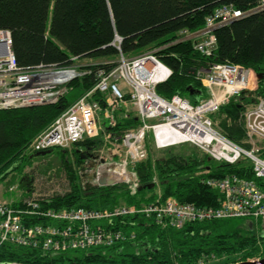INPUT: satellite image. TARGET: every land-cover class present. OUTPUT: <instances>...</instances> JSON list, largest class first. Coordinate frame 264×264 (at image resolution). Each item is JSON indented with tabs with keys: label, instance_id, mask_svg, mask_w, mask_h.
<instances>
[{
	"label": "trees",
	"instance_id": "obj_1",
	"mask_svg": "<svg viewBox=\"0 0 264 264\" xmlns=\"http://www.w3.org/2000/svg\"><path fill=\"white\" fill-rule=\"evenodd\" d=\"M262 2L0 0V29L10 30L12 49L20 67L65 66L74 63L72 58L77 57L78 65L85 72L67 84L66 91L56 102L0 108V184L14 172L23 177L26 167L49 157L50 154L36 155L39 151H32L30 143L93 89L97 82L96 70L112 67L121 52L132 57L156 50V54L172 71L167 80L157 84V93L165 98L177 94L193 104H198L208 95L202 76L203 69L212 63L232 62L261 74L255 89L231 98L212 115L213 119L215 115L218 117V128L224 135L236 143L249 146L245 142L244 109L259 99L264 100V8L217 28L214 32L217 44L211 56L195 48V38L178 39L183 30L189 34L200 31L206 24L207 16L222 5L232 4L246 11L257 8ZM117 38H120L119 43ZM85 58L113 61L80 64L79 60ZM92 99L98 100L105 110L107 103L101 93H93ZM128 113L125 108L113 110L111 114L116 126L109 128V119L103 118L102 133L114 131L120 135L126 129L139 126L141 120ZM102 133L100 137L86 138L74 147H99ZM52 150L59 154V170H63L69 183L66 191L54 192L41 201L47 208L141 207L155 202L159 197L161 200L174 198L200 207H217L219 194L206 180L228 174L255 179L248 160L228 164L217 162L207 155L200 157L195 152L189 155L173 153L159 158L155 163L150 162L151 159L136 163L137 187L126 182H115L86 188L82 178V152L76 153L62 147ZM261 151L264 156V148ZM45 165L44 174L47 171L52 173V162ZM52 175L56 176V172ZM26 182L22 180L20 183V200L9 203L16 210L23 209L24 201L32 194ZM158 188L160 192H156ZM233 219L192 221L177 229L161 226L153 219L139 220V217L127 216L115 220L123 230L136 232L137 239L133 242L55 255L4 242L0 246V261L25 264H200L201 261L234 264L263 256L264 230H257L246 219L242 218L243 221L237 223H233Z\"/></svg>",
	"mask_w": 264,
	"mask_h": 264
},
{
	"label": "built area",
	"instance_id": "obj_2",
	"mask_svg": "<svg viewBox=\"0 0 264 264\" xmlns=\"http://www.w3.org/2000/svg\"><path fill=\"white\" fill-rule=\"evenodd\" d=\"M260 8H264V0L257 8L246 11L232 4L222 5L207 16L206 24L200 31L189 34L183 30L178 41L195 38V48L204 55L211 56L217 44L214 34L217 28ZM116 40L120 42V38ZM117 48L120 49L119 45ZM72 60L74 63L65 66L39 65L22 68L12 49L10 30L0 29V108L56 102L66 91L67 84L85 73L78 65L77 57ZM171 73L169 66L155 50L133 57L120 53L112 67L96 70L97 82L94 88L38 135L30 143V149H69L86 138H98L103 132V118L109 119V128L115 127L116 122L111 112L129 105L133 111L127 112L140 119L141 124L126 129L120 135L114 131L102 133V143L93 148L95 162L108 169L113 165L111 174L120 173L129 177V173H136L135 164L149 156L147 138L152 131L153 143L157 149L189 143L220 163L236 164L242 159L248 160L255 179L228 174L206 180L219 194L217 207H200L174 198L161 200L159 197L155 202L141 207L119 205L109 209L47 208L41 201L49 195L43 193L31 194L20 210L0 202V246L4 242H12L37 249L43 254L55 255L133 242L137 239L136 232L123 230L115 220L127 216H136L139 220L153 219L161 226L177 229L192 221L243 218L251 226L256 223L257 230H264V156L262 147L253 141L258 139L264 142V100L259 99L243 114L247 134L245 142L249 146L236 143L224 135L218 130L212 117L231 98L244 90L255 89L258 85L256 73L251 68L232 62L212 63L207 69H203L202 83L208 95L198 104L177 94L165 98L157 93V84L167 80ZM252 79L254 88L251 87ZM95 92L104 97L107 103L105 110L98 100L92 99ZM128 164L131 165V170L126 169ZM102 169L103 167L96 166L92 170L94 177L95 174L101 176ZM134 183L133 186L137 187L136 180ZM260 221L263 225L258 229ZM262 258L264 255L250 260L259 261ZM0 264L25 263L0 261ZM200 264L208 263L201 261Z\"/></svg>",
	"mask_w": 264,
	"mask_h": 264
},
{
	"label": "rangeland",
	"instance_id": "obj_3",
	"mask_svg": "<svg viewBox=\"0 0 264 264\" xmlns=\"http://www.w3.org/2000/svg\"><path fill=\"white\" fill-rule=\"evenodd\" d=\"M150 51H154V50H150ZM147 51V52H150ZM156 51V50H155ZM146 53V52H144ZM133 57V56H132ZM118 58H116L114 61L113 60H107V59H81L79 60L80 64H90V63H102V62H106V61H113L116 62ZM257 76L255 75V78ZM254 79H252L251 82V87L254 88ZM124 106V105H123ZM125 110L127 111H133V109L128 105H126ZM214 121L216 122V127L218 128V121L219 119H217L218 117H214ZM219 130V128H218ZM220 131V130H219ZM254 143L262 148H264V142H262L261 140H253ZM147 145H148V157L146 160H150V162L152 161L153 163H155L159 158H163L166 157L167 155H171L173 153H184L186 155H189L190 153H197L200 157H204L206 156L205 153L198 148L195 145L186 143V144H182V145H177V146H173V147H168L166 149H157L153 143V137H152V131L149 133V138H147ZM75 148L77 147H72L69 148L70 151H75ZM65 149V148H64ZM67 149V150H69ZM70 151L68 152L69 155H71ZM77 153V152H76ZM83 154V153H82ZM73 155V154H72ZM83 156V155H82ZM83 158V157H82ZM52 162V170H50L52 173H50L49 171L46 172V174H44L45 172V164ZM85 160L83 162V171H82V178H83V184L86 188H89L91 186H96V185H101L100 181L101 180H105L106 182L109 181H115L117 182L118 180H122V181H128L130 184L134 185V181L138 180V175L137 173H129V177L128 176H124L123 174H111L112 171V166H110V168L108 169L107 166L104 167V165L100 164L99 162H92L91 165H85ZM115 164V161L114 163ZM119 164V163H117ZM102 165V166H101ZM206 165H209V161L206 162ZM99 166V168L103 167V172H101V176L98 177V175L92 174V170L96 167ZM59 168H61V159L59 157V154L57 152H52L50 153L49 157H46V159H41V160H37L33 163V165L26 167V169L24 170V173L22 174L23 177H21V174H19L18 172H14L12 175H10L5 181H3L0 184V202H4V203H12L14 201H17L16 199L20 200V196L19 193L21 192V187H20V183L22 182V180L26 183H28V187L29 189L32 191V194H53L54 192H59L62 193L64 191H66L68 189V179L66 178L63 170H59ZM126 169H132L131 165H127ZM54 172H56V176L52 175ZM54 176V177H53ZM99 178V179H98ZM156 179V178H155ZM160 188L157 189L156 192H160ZM19 196V197H18ZM32 196V195H31ZM243 221L242 218H236L233 219L232 222L233 223H237V222H241ZM262 223L259 222L258 224V228H262ZM254 227H257V224H254Z\"/></svg>",
	"mask_w": 264,
	"mask_h": 264
},
{
	"label": "water",
	"instance_id": "obj_4",
	"mask_svg": "<svg viewBox=\"0 0 264 264\" xmlns=\"http://www.w3.org/2000/svg\"><path fill=\"white\" fill-rule=\"evenodd\" d=\"M263 8H260L258 9L261 10ZM258 80L262 77L261 74H256ZM52 149H49V150H43V151H39L36 153V155H46V154H50L52 153ZM82 156V155H81ZM83 157V156H82ZM211 159V158H210ZM84 169V168H83ZM115 183V181H109V182H106L105 180H101L100 181V184L101 185H105V184H113ZM153 185L149 186V187H152ZM142 189V188H140ZM236 264H264V258L260 259L259 261H253V260H245V261H240V262H237Z\"/></svg>",
	"mask_w": 264,
	"mask_h": 264
},
{
	"label": "flooded vegetation",
	"instance_id": "obj_5",
	"mask_svg": "<svg viewBox=\"0 0 264 264\" xmlns=\"http://www.w3.org/2000/svg\"><path fill=\"white\" fill-rule=\"evenodd\" d=\"M75 151L77 153L81 152L83 153V160H85V163L88 165H91L92 162H95V153L92 147L89 148H81L77 147L75 148Z\"/></svg>",
	"mask_w": 264,
	"mask_h": 264
},
{
	"label": "bare ground",
	"instance_id": "obj_6",
	"mask_svg": "<svg viewBox=\"0 0 264 264\" xmlns=\"http://www.w3.org/2000/svg\"><path fill=\"white\" fill-rule=\"evenodd\" d=\"M115 42H116V41H115ZM115 42H114V44H115ZM115 45H116V44H115ZM121 53H122V52H121ZM122 54H123V53H122ZM15 57H16V56H15ZM257 79H258V78H257ZM244 91H246V90H244ZM206 97H207V96H206ZM206 97H205V98H206ZM202 99H204V98H202ZM202 99H201V100H202ZM201 100H200V101H201ZM200 101H199V102H200ZM254 105H255V103H251V104L246 105V107H245V109H244V113L247 111L248 108H250V107H252V106H254ZM50 149H52V148H50ZM47 150H49V149H47ZM42 151H43V150H42ZM98 179H99V178H98ZM236 263H237V262H236ZM236 263H234V264H236Z\"/></svg>",
	"mask_w": 264,
	"mask_h": 264
},
{
	"label": "crops",
	"instance_id": "obj_7",
	"mask_svg": "<svg viewBox=\"0 0 264 264\" xmlns=\"http://www.w3.org/2000/svg\"><path fill=\"white\" fill-rule=\"evenodd\" d=\"M118 182V181H117ZM137 182V181H136ZM126 183H129V182H126ZM130 184V183H129ZM137 186H139L138 184H137Z\"/></svg>",
	"mask_w": 264,
	"mask_h": 264
}]
</instances>
